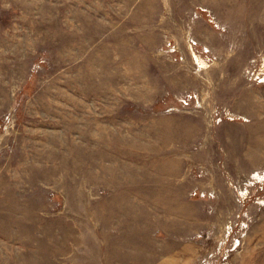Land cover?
<instances>
[{
  "label": "rangeland",
  "instance_id": "obj_1",
  "mask_svg": "<svg viewBox=\"0 0 264 264\" xmlns=\"http://www.w3.org/2000/svg\"><path fill=\"white\" fill-rule=\"evenodd\" d=\"M263 65L264 0H0V264H264Z\"/></svg>",
  "mask_w": 264,
  "mask_h": 264
},
{
  "label": "built area",
  "instance_id": "obj_2",
  "mask_svg": "<svg viewBox=\"0 0 264 264\" xmlns=\"http://www.w3.org/2000/svg\"><path fill=\"white\" fill-rule=\"evenodd\" d=\"M246 72L252 75L254 82H264V65L259 69L249 66L248 69L246 68Z\"/></svg>",
  "mask_w": 264,
  "mask_h": 264
},
{
  "label": "bare ground",
  "instance_id": "obj_3",
  "mask_svg": "<svg viewBox=\"0 0 264 264\" xmlns=\"http://www.w3.org/2000/svg\"><path fill=\"white\" fill-rule=\"evenodd\" d=\"M162 169H163V168H162ZM164 169H165V168H164ZM167 170H168V169H167ZM163 172H164V171H163ZM165 176H166V175H165ZM165 176H164V177H165ZM184 263H186V262H184Z\"/></svg>",
  "mask_w": 264,
  "mask_h": 264
}]
</instances>
